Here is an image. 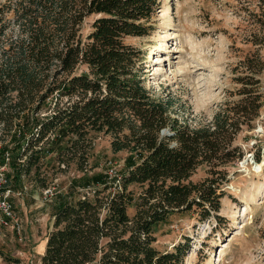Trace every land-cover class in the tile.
<instances>
[{
    "label": "trees",
    "instance_id": "trees-1",
    "mask_svg": "<svg viewBox=\"0 0 264 264\" xmlns=\"http://www.w3.org/2000/svg\"><path fill=\"white\" fill-rule=\"evenodd\" d=\"M158 9V0L0 5V168L20 179L48 153L85 172L100 135L114 154H128L122 177H91L90 195L57 204L41 264H185L190 243L158 250L157 226L189 212L200 222L218 217L221 167L239 153L236 135L255 128L264 106L260 79L238 78L239 99L210 123L191 127L174 118L171 99L146 86L142 51L127 42L149 35ZM256 58L245 61L250 73ZM201 167L206 177L193 182ZM130 185L140 188L137 196Z\"/></svg>",
    "mask_w": 264,
    "mask_h": 264
},
{
    "label": "rangeland",
    "instance_id": "rangeland-1",
    "mask_svg": "<svg viewBox=\"0 0 264 264\" xmlns=\"http://www.w3.org/2000/svg\"><path fill=\"white\" fill-rule=\"evenodd\" d=\"M6 1L0 0V5ZM158 3L149 35L127 42L142 51L146 86L158 97L171 99L174 118L191 127L210 123L222 106L239 99L240 77L255 74L264 94V6L260 0ZM96 18L85 21L84 37L91 33ZM257 56L261 62H255L250 73L245 61H256ZM253 124L252 131L243 128L236 135L234 147L239 153L221 167L226 180L218 217L200 222L194 212L173 215L156 228L158 250L171 251L189 242L185 264H264V106ZM127 156L126 152L114 154L110 138L100 135L85 172L74 165H59L54 154L48 153L38 170L20 179L13 178L10 166L1 168L11 177L9 200L19 226L0 225V264H41L57 204L90 195L91 177H122ZM207 172L208 167L199 168L192 181L204 180ZM46 189L52 190V197H45ZM129 190L135 196L141 191L137 185ZM128 213L134 216L135 207Z\"/></svg>",
    "mask_w": 264,
    "mask_h": 264
},
{
    "label": "built area",
    "instance_id": "built-area-1",
    "mask_svg": "<svg viewBox=\"0 0 264 264\" xmlns=\"http://www.w3.org/2000/svg\"><path fill=\"white\" fill-rule=\"evenodd\" d=\"M8 184L9 183L6 172L1 169L0 170V212H2V216H0V225L7 227L11 222H13L17 224V226H19L18 218L13 210V205L9 200L11 190L9 189L10 186ZM43 194L45 195L46 198H50L53 196V192L51 189L44 190Z\"/></svg>",
    "mask_w": 264,
    "mask_h": 264
},
{
    "label": "crops",
    "instance_id": "crops-1",
    "mask_svg": "<svg viewBox=\"0 0 264 264\" xmlns=\"http://www.w3.org/2000/svg\"><path fill=\"white\" fill-rule=\"evenodd\" d=\"M54 213H55V212H54ZM54 213H53V215H54ZM52 218H53V216H52ZM47 240H48V239H47ZM47 240L44 242V245H43L44 252H45V250H46ZM42 255H43V254H42Z\"/></svg>",
    "mask_w": 264,
    "mask_h": 264
},
{
    "label": "bare ground",
    "instance_id": "bare-ground-1",
    "mask_svg": "<svg viewBox=\"0 0 264 264\" xmlns=\"http://www.w3.org/2000/svg\"><path fill=\"white\" fill-rule=\"evenodd\" d=\"M166 49H168V48H166ZM175 50V49H174ZM174 52V51H173ZM165 61L167 60L165 57H162Z\"/></svg>",
    "mask_w": 264,
    "mask_h": 264
}]
</instances>
